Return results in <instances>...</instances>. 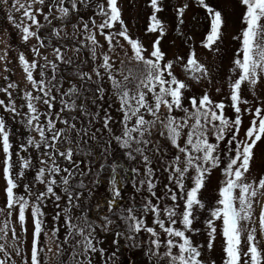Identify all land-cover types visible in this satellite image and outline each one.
<instances>
[{
    "label": "snow or ice",
    "instance_id": "snow-or-ice-1",
    "mask_svg": "<svg viewBox=\"0 0 264 264\" xmlns=\"http://www.w3.org/2000/svg\"><path fill=\"white\" fill-rule=\"evenodd\" d=\"M7 4L8 0H4ZM45 0H13L11 5L12 10L22 12L24 18L30 21V24L24 20L17 23L16 18L9 12L7 20L21 33V39L27 43L31 38L37 41L41 40L38 31L43 27L37 20V13L43 14L41 8H36L33 11V5H44ZM69 7L65 6V0H53V5L49 6V14L55 6L59 12V16L55 17L61 21L69 18L70 13L79 12L78 4H83L86 8L90 6V0H67ZM198 6L203 8L210 19V27L207 32L202 46L206 49L213 50L222 39V28L224 19L221 11L216 10L206 3V0H196ZM239 3L244 8L241 23L245 25L239 36L233 37L238 40L240 47L236 50L233 60L232 73L236 74L228 85L230 89L229 99L230 105H225L224 102H214L207 93L197 99L196 97L189 98L191 110L183 106L184 93L183 90L187 85L177 79L173 74L172 62H167L161 65L164 54L161 51L159 44L160 38L154 41L153 50L146 58L143 55L145 49L141 43L129 36L127 27L121 19V11L117 5V0H107V7L104 4H97L94 16L103 17L101 23L97 24L93 17H89V21L93 28L99 31L108 45V52L115 50L117 46L121 48L123 45L116 39L123 38L130 45L132 55L128 57L130 62H135V68H129L126 75H123L122 80L116 79L114 71L122 69H114V61L108 52H102L97 55V47H102L96 38V35L89 27V21H85L83 17L79 18L82 24V29L87 32L85 40L91 47L88 51L91 53V59L95 62L99 59L101 62L98 65L94 64L92 69L97 78L102 79L100 69H103L107 74L108 81L111 83L113 94L119 101V109L123 116L120 121L121 131L119 135H115L110 126L112 120L111 115L105 113L103 118V128L107 130L112 140H115L121 149L125 150V155L130 160H136L139 157L144 164V178L139 181L141 186L146 185L147 192L151 197L155 198V203L152 199L145 197V202L137 208L133 203L131 206L122 208L118 215L119 219L127 226L128 232L131 233H147L149 236L146 255L153 261V264H205L201 259V245L193 244L191 237L186 235L187 232L193 234L199 232V229L193 228V222L196 219L195 210L204 209L205 204L199 199V193L205 186L206 179L211 174V171L217 167L221 168V173L224 177L220 181L218 190V200L216 206L210 209V218L205 220V227L208 230L207 248L209 251L213 249L216 239L217 227L216 221L221 222L220 235L223 237V259L222 264H264V176H261L256 182H248L246 174L250 171V164L254 156V148L257 143L264 138V108L256 107L253 111L251 108L241 109V104H247L248 101L242 99V85H247L250 89L254 88L259 82L261 76H264V0H239ZM152 15L149 17L148 32L159 31L160 36L164 35V27L162 22L157 18L156 13L162 9L159 6V0H150ZM188 5L176 9L178 18L182 17ZM44 20L51 24L48 15H44ZM119 23V31H109L105 34V29H113L114 25ZM183 23V20H180ZM35 26L36 31L32 30ZM76 29L77 25H72ZM54 33L59 36V32L55 29ZM115 42V43H114ZM41 43V47H43ZM35 55H40L38 48H33ZM80 51L79 48L76 49ZM56 59L64 61L59 48L54 49ZM7 55L4 52L0 55V60H3ZM127 56V52H125ZM45 59H47L45 57ZM182 59L180 57L177 58ZM19 63L25 73L26 80L31 84L33 89L37 90L38 94H33L31 91H25L22 99L25 101L22 107H26L24 113L26 117L25 127L29 132L34 131L39 136L36 140L31 135L27 138V145L21 144L20 149L27 151L29 146L35 147L37 150H42V155L46 159H40V167L36 170L34 177L35 182L44 185V191L35 195V202L30 203L26 196L17 195L15 190L19 187L17 183V175L24 176L26 169L31 168V158H20V172L13 174L12 168V143L10 141V130L5 120L0 117V150L4 154L3 160V178L6 182L4 189L6 195L7 218L0 221V264H10L12 261L11 254L7 251L8 247H12L15 254H21L20 248L16 247L15 241L19 239L15 228L11 227L12 210L18 208L17 222L20 225L21 231L26 232V211L30 208L33 233L32 245L30 251V264H47V258L41 260V253L44 248L40 246V237L43 233L48 235L44 230V216L42 205L44 201L50 197H54L56 201L61 199L54 190L57 186H62V191L68 198L69 205L79 208V204H73L74 200H79L80 195H73L69 190L72 180L76 177L79 169V162L74 159L77 151L83 152L80 148L79 141L74 142L71 138V133L75 131L77 137L83 140L84 136H88L89 129L86 127L77 128L75 123H70L69 120L62 118V113H73L79 107L81 114L91 116L95 120L97 114H92L87 111L84 105L77 106L76 100L81 95L79 89L73 85L67 91L60 94L59 103L61 108L59 111L53 112L54 102L57 97L53 95V89L57 93L60 88L53 83L56 80L57 65L48 62L51 65L52 76L46 79L44 65H38L37 61L29 62L23 53L18 56ZM121 65L124 61L121 60ZM40 68L39 76L41 79L34 78L33 72ZM184 70L191 74V79L200 80L207 76V69L200 64L195 57V52L189 54ZM80 78H87L91 81L92 77L88 73H80ZM7 79V77H5ZM14 83H9L7 88L0 87V92H5L8 95V103L0 100V107H3L6 112H10L13 116L20 115L15 106V101L12 99V94L9 89H15ZM219 91V89H217ZM97 93H103L104 89L98 87ZM149 94L151 96L149 97ZM65 97H69L66 100ZM103 98L102 96L100 97ZM37 102L46 106L47 110L43 113L39 111ZM95 103V99L93 100ZM231 107L235 113L234 119H230L225 115V108ZM166 109V112L161 113V109ZM174 110H179L184 113L183 117L177 118L173 115ZM249 112L252 116L250 126L245 130L244 138H239V133L242 127V114ZM150 116L151 119L145 117ZM55 116V119L52 117ZM72 120H76L75 115L71 116ZM191 121V123H190ZM57 122L64 127H57ZM91 123V120L89 121ZM153 130L156 131L157 139L153 142ZM97 132L100 129L96 130ZM83 133V136H81ZM214 137L215 143L210 142L209 137ZM181 137L184 138V143H180ZM91 138L96 139V134L92 133ZM163 138L173 149H176L177 154L174 155L164 167L163 171L168 172L167 177L169 184L175 186L179 191H174L169 184L164 185V196H157L154 189V170L151 167L152 160L147 151L155 152L161 160L163 155L160 152V140ZM225 142L223 157L220 154V143ZM85 143L87 141H84ZM75 143V147L72 145ZM109 145L111 141H108ZM61 145L67 147L61 148ZM152 145L151 149L149 146ZM108 148L104 149L107 154ZM135 153L136 155H133ZM232 153L233 155H230ZM67 161L72 168H61L57 163L56 155ZM90 155L91 153H87ZM19 157V152L16 153ZM183 165V166H181ZM101 170L105 168L104 164L100 165ZM112 177L110 184L112 188V199L108 201L110 211H113V205L121 198V192L117 188L116 170L117 165H111ZM194 171L195 175L191 176L192 187L185 186V180L188 179V173ZM66 175H61V173ZM133 175H139V169L132 168ZM81 177L86 176V172H79ZM99 175V173H97ZM55 177H59V183ZM93 183H97L96 180ZM135 187V182L133 184ZM78 188H85V184L81 179ZM24 191L27 196L33 195L31 188L24 185ZM137 192L141 191L140 187L136 188ZM164 199H170L171 205L161 204ZM180 201L183 202L181 209ZM59 205H57L58 207ZM258 209V212H257ZM64 223L67 227V233L61 243L57 237L59 228H53L49 243L56 244L55 257L57 264H63L60 257L63 256L65 248L63 245L69 244L70 240L79 237L74 244L69 245L72 249L68 264H92L89 258V253L99 252L101 256L104 254L103 249H97L93 240L95 239V227L86 216L78 217L83 220V226L72 222V217L67 215L69 208L64 209ZM4 213V209H0V214ZM139 213V215H137ZM151 214L152 224L148 226L146 217ZM60 214L57 213L53 220H57ZM105 223L100 225L104 232L109 231V225L115 223L112 219L104 217ZM181 225V227H173V225ZM250 225V227H246ZM159 229V230H157ZM9 231L12 236V244L7 243ZM246 233V237L244 236ZM117 236L122 235L121 232H116ZM117 241L114 239L113 244ZM246 244V251L244 246ZM163 249V251H161ZM53 251L51 247L47 249ZM84 257L83 260L77 257ZM115 256V253L112 254ZM111 258V257H110ZM25 264L28 261L25 260ZM211 264H215L212 261Z\"/></svg>",
    "mask_w": 264,
    "mask_h": 264
},
{
    "label": "rangeland",
    "instance_id": "rangeland-1",
    "mask_svg": "<svg viewBox=\"0 0 264 264\" xmlns=\"http://www.w3.org/2000/svg\"><path fill=\"white\" fill-rule=\"evenodd\" d=\"M20 2L24 3L27 0H20ZM13 0H8V3L5 4L4 0H0V55H3L4 52L7 53L3 60H0V87L7 88L9 83H14L16 85L15 89H9L8 91L12 94V99L15 101V106L17 111L20 115L13 116L12 113L6 112L3 107H0V117H2L10 130V141L13 145L12 151V172L14 175L20 172V158H31L32 167L28 168L24 172L23 177H19L17 175V183L19 187L15 190L17 195L26 196L30 200V203L35 202V195L41 191H44V185L35 182V175L36 170L41 165L39 164L40 159H46L42 155V150H37L35 147L29 146L27 151H22L20 149L21 144L27 145V138L29 135L34 137L36 140H39V136L34 131L29 132L26 130L25 123L26 117L24 113L27 111L26 107H22L25 101L22 99L23 93L25 91H31L34 95L38 94L36 89H33L31 84L26 80L25 73L19 63L18 56L19 54L23 53L26 59L31 62L33 60L37 61L38 65H44L46 79H50L52 76V69L51 65L48 63L49 61L55 63L57 68L60 65H66L68 63L61 62L56 59L54 49L59 48L61 50V54L64 57V61H71L77 62L81 59V56L74 51V49L70 46H55L51 47L48 44L44 43L43 47H41V42L37 41L35 38H31L27 43L23 42L21 39V33L18 29H16L12 24L9 23L7 20V15L9 12L16 18L17 23L24 20L25 23L30 24V21H27L26 18L23 17L22 12H16L12 10ZM206 3L215 8L216 10L221 11L223 19H224V26L222 28V39L220 42L214 46L213 50L206 49L202 46V42L205 39L207 32L209 31L210 27V19L208 17L207 12L198 6L196 0H159V6L162 9L160 12L156 13L157 18L162 22L164 27V35L161 37L159 31L157 32H148L147 29L149 27V17L152 15V8L150 7V0H117V5L121 11V19L124 22V25L127 27L128 34L131 38L138 40L145 51L143 55L146 58L150 57V53L153 50L152 45L157 38H160L159 47L164 54L163 60L160 62L161 65L166 64L167 62H172L173 68L172 72L177 77V79L183 81L187 88L183 90L184 93V100L183 106L189 108L191 110V106L189 104V98L196 97L199 99L207 93L210 98L214 102H224L225 105H230L231 101L228 98L230 95V89L228 87L230 81L235 78L234 73H232L231 69L233 67V60L235 58L236 50L240 47L239 41L234 40L233 37L239 36L241 29L245 26L241 23L242 15L244 12L243 6L240 5L239 0H206ZM97 4H104L107 7V0H90V7L96 11ZM185 4L188 5L187 9L182 17L178 18L176 9L179 7H183ZM53 5V0H45L44 5H33V11L36 8H41L42 13H37V20L41 25L48 23L44 20V15H48L49 20L56 19L60 14L55 6L52 8L51 14H49V6ZM81 5V4H80ZM88 14L93 17L97 24L101 23L103 17L94 16V13L89 10ZM82 17V16H81ZM183 20V23H180V20ZM84 20L88 21L89 18L85 14ZM75 24L77 25L76 29L73 32H70L64 27H55L54 29L59 32L60 37H64L66 34L69 38L73 37L76 39L80 36L79 31L81 30L84 36L87 35V32H84L82 29V24L79 22V18H76ZM89 27L91 31L96 35L97 40L99 41L102 47H97V55L98 57L102 52H108V45L107 42L104 40L103 36L99 34L97 29L93 28L91 22L89 21ZM43 29V27H42ZM120 24L117 23L114 25L113 29H105L104 32L107 34L109 31H119ZM32 30L36 31L35 26H32ZM56 35V34H55ZM57 36V35H56ZM120 41V44L123 45L121 48L117 46L114 51L108 52V54L112 57L114 61V69L120 70L122 69V73L120 71H114V75L116 79L122 80L123 75H126L129 68H135V62H130L128 57L132 55L130 45L126 41L123 40L121 37H117ZM85 44L88 42L84 38ZM115 43V42H114ZM38 48L40 55H35L32 51L33 48ZM91 47V46H90ZM84 48L85 45H84ZM195 52V57L198 62L207 69V76L202 77L200 80H193L191 79V74L185 72L184 64L187 62V58L190 53ZM125 52H127V56H125ZM45 57L47 59H45ZM178 57L182 59H177ZM154 59V58H152ZM92 61V59L90 58ZM121 60L125 63L122 66ZM93 62V61H92ZM101 61L97 59L93 62L92 68L88 71V74L91 75L92 79L90 82L94 83L95 89L98 87H102L104 89L103 93H98V99L101 100L102 103H106L107 107L103 110L104 114L111 115L112 120L109 122L110 126L113 130L115 135H119L121 131V124L120 121L122 119L123 114L118 111L120 105L117 97L113 94V90L111 87V83L108 81L107 74L104 72L103 69H100L102 74V79L97 78L95 72L92 71L94 64L98 65ZM40 68L38 67L34 70L33 75L34 78L39 80L41 77L39 76ZM7 77V79H5ZM58 78V73L56 71V79ZM60 88V92L57 93L55 89H53V95L58 98V95L63 92V86L67 87L69 84H62L57 82L56 80L53 81ZM219 89V91H217ZM60 96V95H59ZM103 97L102 99L100 97ZM151 94H149V97ZM241 97L242 99L248 101L247 104H241V109L251 108L253 111L256 107L264 108V76H261L259 82L254 88H249L246 84L242 85L241 90ZM8 95L5 92H0V100H4L5 103H8ZM56 101L54 102L53 112L57 111ZM37 107L41 113L47 110L46 106L42 103L37 102ZM225 114L228 118L234 119L235 113L231 109V107L225 108ZM166 112V109H161V113ZM100 113V112H99ZM231 115H230V114ZM92 114H97V112L92 111ZM173 115L177 118L183 117L184 113L179 110H174ZM55 119V116L52 117ZM104 118V117H103ZM146 119H151L150 116L145 117ZM252 116L249 112H243L242 114V127L239 133V138H244L245 130L250 126V121ZM91 118L89 116L81 115L73 123L76 124V127L79 129L81 127H86L89 129L88 136H84L83 140H80L77 137L75 131L72 133L74 134L72 137L73 141H79L80 148L85 145H91L93 141L97 139L106 138L107 141H111L110 145H107L106 148L109 149L108 153L105 152L102 155L106 156H114L118 155L121 156V159L117 161L123 166V172L120 170H116L120 176H116L117 178V186L119 182H124L127 177V184L129 190L126 194L133 195L134 197H140L141 200H137L138 204L141 206L143 202H145V197L152 199L153 203H155V198L151 197L150 194L147 192L146 185L141 186L139 181L144 178V164L142 160L137 157L136 160H130L125 155V150L121 149L115 140L111 139V136L103 128V125L97 124L95 122L89 123ZM191 123V121H190ZM90 124V125H86ZM100 129L99 132L96 130ZM92 133L96 134V139L93 140L91 138ZM83 136V133H81ZM156 131L153 130V142L157 139ZM160 140V152L163 155V160L159 158V156L149 150L146 152L149 155L150 159L152 160L151 167L154 170V182L156 183V188L154 191L156 192L157 196H164V185L169 184L167 179L169 173L164 172V167L167 166L168 161L177 154L176 149H173L171 145L165 141L163 138H159ZM210 142L215 143L214 137H209ZM84 141H87L86 143ZM180 143H184V138L181 137ZM83 144V145H82ZM105 143H97L98 146H102ZM82 146V147H81ZM152 145L149 146L151 149ZM220 154L222 158L226 161V157H223V151L225 149V142L220 143ZM62 150L63 146H61ZM104 151V150H103ZM19 152V157L16 153ZM254 156L250 164V171L246 174L248 182H256L259 180L261 176H264V138L261 139L257 143V146L253 150ZM133 155H136L133 153ZM230 155H233L230 153ZM57 163L60 165L61 168H72L73 166L70 165L67 161H65L59 155H56ZM3 160L4 154L2 150H0V209H4V213L0 214V221H4L7 218V209L5 208L6 205V195L4 189L6 187V182L3 178ZM79 162V161H78ZM183 166V165H181ZM223 163L220 167H217L211 171V174L208 176L205 182V186L202 188L201 192L199 193V199L205 204L204 209H196L195 216L196 219L193 222V228L199 229L200 231L193 234L191 232H187L186 235L191 237L193 244L201 245V252L202 256L201 259L205 262V264H211L212 261H215V264H222L223 259V237L220 235V226L221 222L216 221L217 227V234L216 239L214 241V246L211 251L207 248L208 236H207V229L205 227V220L210 218V209L216 206V201L218 200V190L220 187V181L224 179L221 168L223 167ZM84 163H79V169L77 171L76 177L79 175V172L84 170ZM132 168L139 169V175H133L131 172ZM125 172V173H124ZM61 175H66V173H61ZM195 175L194 171L188 173V179L185 180L186 189L192 187V181L190 179L191 176ZM59 183V177H55ZM135 182V187L133 186ZM24 185H28L33 195L27 196L24 191ZM140 187L141 191L137 192L136 188ZM169 187H172L174 191H179L175 188L174 185L169 184ZM57 195H60L61 199L56 201L54 197H50L46 199L43 203L42 211L45 213L44 216V230L48 235L41 234L40 237V246L44 248V252L41 253V260L43 261L44 258H47V264H56L57 260L55 257L56 251V244L49 243V236H51V231L53 228H59V232L57 234L59 241L62 243L63 239L67 233V227L65 226L64 219H65V208H69V212L67 215L72 217V222L74 221V217L77 214L78 208L72 207L69 205L68 198L65 193L62 191V186H57L54 189ZM98 194H102V192L96 191L93 192L94 196H98ZM125 194V195H126ZM84 191L80 195V198L84 197ZM75 200L73 201V204ZM181 205V209L183 207V202H179ZM164 204L171 205L172 201L170 199H164L161 207ZM57 205H59L57 207ZM139 206V207H140ZM77 209V210H76ZM258 212V209H257ZM12 217H11V227L15 228L17 236L19 237L14 243L16 247L20 248L21 254L17 256L15 251L12 247H8L7 251L12 256V261L10 264H25V260L28 261L30 264V251L32 245V233H33V223H32V216L30 208L26 211V224L25 227L27 229L26 232H22L19 223L17 222V215H18V208L12 210ZM59 213L60 216L57 220H53V217ZM139 215V213H137ZM152 215L149 214L146 217V222L148 226H153L152 224ZM74 223V222H73ZM127 230V226L124 224L122 228ZM173 227H181L179 223L177 225H173ZM246 227H250V225H246ZM98 227H95V231ZM110 229V226H109ZM159 230V229H157ZM128 232V231H127ZM100 232L94 234L95 239L93 240L94 245L97 249H103L104 254L103 256L100 255L99 252L96 253H89V258L92 260V264H153L148 256L146 255L147 249L149 247L148 240L149 236L147 233H134L135 237L139 239L137 243L132 244V249L129 251L125 246V241L123 236H117L116 233L113 232H105L104 236H100ZM246 237V233H244ZM116 240L117 243L113 244V240ZM75 239L70 240V245L74 242ZM5 241H0V243H4ZM7 243L12 244V236L11 232L9 231L7 237ZM142 244H145L144 247H141ZM51 247L53 251L49 252L47 249ZM244 250L246 251V244L244 246ZM163 251V249H161ZM115 253L113 257L112 254ZM111 257V258H110ZM0 258H3L0 255ZM77 259L83 260L84 257L80 256Z\"/></svg>",
    "mask_w": 264,
    "mask_h": 264
},
{
    "label": "trees",
    "instance_id": "trees-1",
    "mask_svg": "<svg viewBox=\"0 0 264 264\" xmlns=\"http://www.w3.org/2000/svg\"><path fill=\"white\" fill-rule=\"evenodd\" d=\"M65 6L70 8V5L67 3V0H65ZM78 9H79L78 14L70 13L69 18L65 21H61L60 19H53L51 24L48 23L44 24L43 29L41 28L38 31V35L41 37L40 40L41 43L43 44L46 43L51 47H55V46L62 47L67 45L72 47L74 51H76L77 48L80 49V51L77 52L81 56V59L79 61L71 62L66 65H60L57 68L58 78L56 79V81L62 84H69L67 87L63 86V92L67 91V89L75 85V87L79 89L81 95L78 98L76 96H73L71 97V99L76 100L77 106L81 104L84 105L89 113H92V111L94 112L96 111L98 113L96 119L95 120L91 119V120L96 124L97 122H99L100 125L101 124L103 125V117L105 115L101 113H103V110L106 109L107 104L102 103L101 100L98 99V93L96 92L93 82H90L87 78L84 79L80 78V73H88V71L93 66V62L90 60L91 53L88 51V47H90L91 45H89L88 43L85 44L84 38L86 36H84L81 30L79 31L80 36H78L76 39H74L73 37L69 38L66 34L64 35V37L56 36L53 31L55 27H64L70 32H73L75 29H73L72 25L75 24L76 18H80L81 16L84 18L85 14L89 18L91 15L88 14V11L91 10L93 13L95 12L93 8H91L90 6L86 8L83 4L81 5L78 4ZM84 45L86 48H84ZM59 95L56 100L57 111H59L61 108V105L59 103V99H60ZM65 99L71 102L69 97H65ZM94 99H95V103H93ZM72 115H75L77 118L82 115L81 112L79 111V107L77 108L76 111H74L71 114L67 112L62 113V118L69 120L70 123H73L74 120L71 119ZM89 117L91 118V116ZM86 125H90V124H86ZM57 127H64V125L57 122ZM70 135L73 136L74 134L71 133ZM97 143H105V144L102 146H98ZM107 145H109V143L106 138L97 139L93 141L90 146L89 145H85L83 147L81 146L83 148V152L77 151L74 157V159H76L80 163L82 162L84 163V167H83L84 170H82V172H86L87 175L83 177L78 175L77 177H75L72 180L69 188V190L72 191L74 196L77 194L81 195L83 191L85 194L83 198H80L79 200H75L74 202L75 204L77 203L79 204V208L78 210L76 209L78 212L75 215L73 222L83 226V220L82 219L78 220L77 218L86 216L88 220L94 224V226L98 227L96 231L100 232L99 233L100 236H104L105 232L99 226L105 223L104 217H108L112 219L113 221H115V223L109 225L110 226L109 231L113 233H116L117 231L121 232L124 238L123 241H125V246L129 251L130 249H132V244L137 243L139 239L135 237L134 233L127 232L128 230H126L124 227L122 228L124 222L119 219L116 213H119L122 208L131 206L133 203H135L136 206H140L137 200H141L142 198L140 197L136 198L133 195L126 194V192L130 188L128 187L129 185L127 184V180L129 179V177H127L124 182H119V185L117 186V188L121 192V198L118 201H116V203L113 205V211L109 210L108 201L112 199V188L109 182L113 175L111 170V165L116 164L117 170H120L121 172H123V166H121L120 163L117 161L118 159L122 158L121 156L102 155L104 153L103 150L107 147ZM61 146L67 147V145H61ZM72 146L75 147V143ZM87 153H91V154L88 155ZM101 164L105 165V168L103 170H101L100 168ZM97 173H99V175H97ZM116 176H120V174L116 172ZM81 179L85 184V188L83 189L76 187V185H78ZM94 180H96L97 183L94 184L93 183ZM96 191L98 192L100 191L102 192V194H98V196H94L93 192L95 193ZM76 239H79V237H76L75 240ZM75 240L72 244L75 243ZM144 246L145 244L141 245V247ZM63 247L65 248V252L63 256L60 257V260L63 262V264H68L72 249L69 245H63Z\"/></svg>",
    "mask_w": 264,
    "mask_h": 264
}]
</instances>
